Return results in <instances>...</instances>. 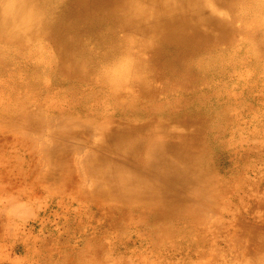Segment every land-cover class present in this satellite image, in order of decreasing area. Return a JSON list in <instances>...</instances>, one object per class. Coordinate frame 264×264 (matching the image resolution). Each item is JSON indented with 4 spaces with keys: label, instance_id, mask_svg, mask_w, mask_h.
<instances>
[{
    "label": "bare ground",
    "instance_id": "bare-ground-1",
    "mask_svg": "<svg viewBox=\"0 0 264 264\" xmlns=\"http://www.w3.org/2000/svg\"><path fill=\"white\" fill-rule=\"evenodd\" d=\"M263 2L0 0V46L10 50L42 39L51 45L57 60L51 64L52 58L43 56L29 67L19 61L21 56L0 50V75L12 66L16 68L12 78L21 73L26 78L24 83L15 80L11 89L5 88L0 93V125L8 130L23 127L22 121L30 114L31 100L42 107L37 97L47 95L49 88H40L39 84H44L40 80L38 85L34 82L42 73L47 77L59 76L56 82L69 84V90L79 86L101 87L118 99L121 84L132 75L133 84L140 87L138 97H129V112L123 116L126 124L111 122L96 128L85 125L88 131H97L99 137H79L78 127L83 124L60 119L45 122L49 128L60 124L57 134H48L47 149L38 151L34 149V140L17 139L16 144L26 151L25 157L34 159L40 155L47 159L43 164H34L32 176L29 167L33 165L20 170L21 177H36L34 182H27L30 192L23 195L29 198L41 194L56 200L68 192L62 187H48L47 180L56 179L66 189L70 182V193L75 194L77 205L95 209L85 214V219L103 220V229L94 236L95 245H88L95 254H111L117 243L112 247L104 244V240L128 225L155 223L153 240L157 246H163L168 234L171 237L186 234L192 242L207 237L210 231L202 207L212 210L207 204L214 202L211 193L215 189L205 180L206 169L200 164V155L190 151L191 139H184L176 130L180 126L169 124L191 118L186 111L189 101L167 95L159 101L155 90L144 87L143 79L151 76L168 81L184 68L190 78L183 85L188 86L194 68L201 66L198 70L204 73L211 62L234 54L226 17L241 21L245 30L248 15L262 21L264 9L255 6ZM117 32L123 36L117 38ZM129 32L142 36L136 48L149 54L145 60L132 53L135 43L128 39ZM221 42L227 43L224 52L215 49ZM259 52L254 60L261 57ZM14 61L18 64L13 66ZM65 95L56 96L60 99ZM127 114L129 117H125ZM155 117L159 123L130 124ZM37 128V122L27 127ZM86 186L90 190L78 195V189ZM75 230L81 229L77 226Z\"/></svg>",
    "mask_w": 264,
    "mask_h": 264
},
{
    "label": "rangeland",
    "instance_id": "rangeland-1",
    "mask_svg": "<svg viewBox=\"0 0 264 264\" xmlns=\"http://www.w3.org/2000/svg\"><path fill=\"white\" fill-rule=\"evenodd\" d=\"M255 7L264 9V2ZM261 14V22L248 15L245 30L241 21L226 17L234 54L211 62L204 73L198 70L201 66L194 68L188 86L183 85L190 78L184 68L168 81L151 76L143 79L144 87L155 90L159 101L165 95L189 101L186 111L191 118L169 124L180 126L176 130L184 139H191L190 151L200 155V164L206 169L205 180L215 189L211 193L214 202L207 204L212 210L202 207L210 231L207 237L192 242L186 234H168L163 246H157L153 240L155 223L128 225L104 240L112 247L117 243L111 254H95L88 247L95 245L94 236L103 229V220L85 219V214L95 209L77 205L75 194L70 193V182L66 189L56 179L47 180L48 187H62L68 192L56 200L41 194L29 198L23 195L30 192L27 182H34L36 177H21L20 170L33 165L29 167L32 176L34 164H43L47 159L40 155L28 159L25 149L16 144L17 139H32L35 150L47 149L48 134H57L60 124L49 128L45 122L60 119L83 124L78 127L79 137H99L97 131H88L85 125L96 128L111 122L126 124L123 116L129 112V97L140 93V87L132 82L134 75L121 84L118 99L101 87L69 90V84L56 82L59 76L42 73L34 79L36 84L39 80L44 83L39 84L40 88H49L47 95L37 97L42 107L31 100L30 114L21 128L8 130L0 125V264H264V13ZM122 36L117 32V38ZM128 39L135 43L134 55L143 60L149 57L136 48L142 36L129 32ZM226 48V42L215 46L223 52ZM0 50L21 56L19 61L29 67L43 56L51 57V64L57 61L51 45L42 39L10 50L1 45ZM259 50L261 57L254 60ZM15 71L12 66L3 70L0 93L11 89L14 82L26 81L23 73L12 78ZM56 95L65 96L59 99ZM35 120L39 128L27 129L36 124ZM154 122L159 123V118L134 120L130 124ZM88 190L87 186L80 188L78 195ZM77 226L81 230L76 231Z\"/></svg>",
    "mask_w": 264,
    "mask_h": 264
}]
</instances>
